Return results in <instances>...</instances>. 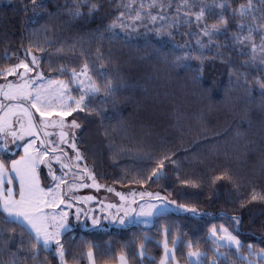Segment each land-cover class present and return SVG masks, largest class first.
Masks as SVG:
<instances>
[{"label": "trees", "instance_id": "obj_1", "mask_svg": "<svg viewBox=\"0 0 264 264\" xmlns=\"http://www.w3.org/2000/svg\"><path fill=\"white\" fill-rule=\"evenodd\" d=\"M98 2L102 7L93 17L87 16V8H83L85 16L73 20L67 15L73 0H47L46 7L53 15L38 18L31 16L30 6L25 13L23 6L30 5V0H0V68L10 67L25 58L21 44L26 49L32 42L25 28L32 31L45 24L52 28L48 35L53 43L49 54L43 57L40 70L44 76L53 79L69 81L68 75L54 71L62 65L79 71L85 59L79 54L82 42L89 62L94 61L95 50L101 47L108 64L107 71L122 77L131 87L117 93L118 103L114 110H111L110 101L106 105L113 118L106 119L103 128L99 118L84 114L67 118H75L82 124L76 133L77 148L84 157L81 162L88 166L100 184L120 190L133 188L159 192L167 200L195 206L211 215L193 217L173 210L159 214L148 225L128 224L121 229H104L99 225L70 228L62 237L67 250V264H88L89 248L94 251V264H116L121 254L126 255L128 264H158L162 254L158 241L164 236L165 228L170 229L167 236L169 245L174 236L181 237L176 249L177 260L187 262L185 245L189 240L198 243L211 258V242L204 239L208 229L213 225H225L233 231L230 221L222 217L221 212L227 217L241 218L238 229L233 232L245 245L251 243L264 247L259 243V237L264 236V203L250 204L245 208L239 206L250 188L259 190L264 187V110L260 107L259 93H254L249 101L241 99L242 90L233 88L229 91L228 66L219 58L212 59L216 51L214 47L211 51H204L207 59L202 80L196 82L191 79L192 72L180 71L177 74L172 71V55L168 56V63L155 55L141 59L152 52V45L162 48L163 52H170L171 45L167 41H159L154 34L129 38L117 30L116 39L99 41L96 36L119 15L116 5L124 4V0ZM246 2L232 0V7ZM120 10L125 11V8ZM30 18L36 19L37 23L25 24ZM214 22L213 18L208 19V23ZM234 30L232 25L230 31ZM191 33L193 30L182 33L183 38L174 37L173 40L192 45L194 36ZM217 39L229 45L223 51L231 53L232 63L240 67L243 57L232 50V41L224 35ZM73 43L77 49L75 55L67 51ZM44 46L48 47L47 44ZM60 47L65 49L63 56L55 54V49ZM6 50L9 57L16 53L18 58L4 59ZM191 64L194 69H199L197 61L193 60ZM96 66L99 67V62ZM249 71L250 76L257 75L255 70ZM92 75L95 78L96 74ZM94 104L103 106L100 100ZM105 129L109 130L107 138L103 134ZM237 131L242 134L240 138L235 135ZM162 147L177 153L175 159L181 164V177L201 182L200 188L182 187L181 181L175 179L177 173L171 165L164 179L147 180L155 165L141 156L143 153L155 156ZM19 152L0 154V159L10 161ZM221 169H230L243 178L244 187L240 194L226 182L210 187V177L219 174ZM39 172L41 184L46 187L43 166ZM138 174L144 177L141 183L133 179ZM145 237L150 238L146 255L153 259L141 262L137 246ZM43 258L42 253L41 261ZM48 259L50 264H58L53 256Z\"/></svg>", "mask_w": 264, "mask_h": 264}, {"label": "snow or ice", "instance_id": "obj_2", "mask_svg": "<svg viewBox=\"0 0 264 264\" xmlns=\"http://www.w3.org/2000/svg\"><path fill=\"white\" fill-rule=\"evenodd\" d=\"M47 0H30L29 4H24L25 13L31 7V16L33 18L49 16L50 13L46 7ZM159 6L161 13L171 9V4L165 6L163 3L157 5L156 0L148 5V8ZM102 4L92 2V0H73L71 8L67 15L73 20L85 16L83 8H87V16L93 17L99 12ZM132 5L119 3L116 5V16L110 24L105 26L103 32H99L96 39L112 41L117 38V30L131 38V33L138 31L134 26L135 22L143 25L144 19L148 18L153 26L161 22L160 27H153L148 31H154L159 41H167L171 45L170 52H163L162 48L152 45V52L141 59H147L148 56L155 55L158 59L168 63V56L172 55V71L177 74L180 71L192 72L193 81H201L203 75V65L205 59L204 51L216 49L212 59L219 58L221 63L228 66L229 91L233 88L242 90L241 99L252 100L253 94L258 92L261 97V109L264 110V0H247L246 3L237 7H232V0H213V3H207V0H183V3L177 7V15L171 17L170 21L165 15L154 16L151 12L136 11V15L129 19L133 21L129 25L125 21V13L121 8L132 9ZM144 5H140L143 9ZM181 8L187 9L183 15L179 14ZM218 10V11H217ZM215 20L214 23H208L209 18ZM193 20L197 31L191 33L196 36V48L192 49L189 43L174 44L172 29H176L181 23L191 25ZM36 19H28L25 24H35ZM234 25L235 30L230 31ZM147 28V25H144ZM28 39L32 42L25 49L23 43L21 50L24 59L10 67L0 68V78L6 81L0 84V97L7 103L0 102V154L10 151L9 137L11 145H16L18 141H23V155L19 159H0V264H50L49 256L58 260V264H67V250L62 239L64 233L70 230L67 223L69 213L61 211L62 206L71 208L72 204H65L66 194L62 191L61 185L67 187L69 192L73 191L74 185L70 186L65 176H57L52 169V160L55 157L56 162H60L61 157L56 153L58 146H53L52 142L46 137L49 135L48 128L59 129L60 144H69L75 152L77 161V171L82 173L81 178L86 177L93 181L92 187L99 188L96 183V176L87 167L79 168V161L84 157L78 150L76 139V130L82 128V124L73 118L71 123H67L68 117L85 116L99 118L100 127H104L106 119H112L109 115L110 109L106 106L111 102L112 109L118 103L117 93L124 90L128 85L122 77L108 72V64L105 63L104 53L101 47L95 50V59L89 62L87 53L83 50V42L79 54L83 56L84 63L79 71L75 68L69 70L65 66L55 69L61 75H68L69 81L65 83L62 80H47L42 73L36 71L39 68L43 57L49 54V48L52 46V38L48 35L52 28L45 24L32 31L24 29ZM147 35V32H145ZM226 36L232 41L231 48L243 59L240 60V67L232 63L231 53L225 54L223 49L228 48L227 43L218 42L219 36ZM256 37H259L260 43H256ZM206 38L207 43L204 42ZM47 44L46 48L44 45ZM68 53L75 55L77 52L76 44L73 43L68 48ZM38 53V54H37ZM55 54L65 55L63 47L55 49ZM18 58L14 53L9 57L7 50L4 59ZM30 58V59H29ZM197 61L199 69L192 67L191 61ZM99 62V67L96 63ZM243 69V70H242ZM249 69L257 72V75L250 76ZM92 73H95V78ZM33 74V75H30ZM9 77H15L17 82L9 81ZM75 85V88L70 87ZM79 91V97H73L70 93ZM100 100L101 105L94 104V101ZM34 110V111H33ZM39 117L37 121L35 117ZM114 130V129H113ZM44 132V138L40 136ZM105 138L109 135V130H104ZM237 138L242 134L237 131ZM71 141V143H69ZM67 157V153H62ZM177 153L167 147H162L159 153L153 156L152 153H143L141 158H148L154 163V167L147 175L148 181H159L165 178V173L169 165L177 173L175 179L181 181L182 187L200 188L201 182L192 179L182 178L180 175L181 164L175 157ZM42 166L48 167V174L52 178L54 187L42 186L38 169ZM70 165L61 164V169ZM219 174H213L210 177V187L215 188L219 183L226 182L233 186V190L238 194L244 187V180L238 174L230 169L218 170ZM7 175V185H4V177ZM137 183L144 179L142 174L133 178ZM19 182V197L16 198L15 183ZM89 186V185H82ZM112 192V188H107ZM122 202L125 196L116 193ZM139 208L140 212L135 213L137 219L147 223L152 218L174 207L177 211L190 214L193 217L210 216L211 213L203 212L195 206L178 204L174 200H167L159 192L153 194L150 192H140ZM147 198V199H145ZM211 198V197H209ZM87 199H92L88 197ZM155 200V203L149 201ZM132 204L137 201L133 199ZM264 203V187L257 190L255 187L249 189L245 199L240 201V208H245L250 204ZM109 208H116L117 213L124 212L127 219H120L121 224L131 222L130 211L134 209L116 205H107ZM53 211H48V210ZM77 209V213H79ZM222 217L228 219L232 225L233 231L238 229L241 218L238 216L227 217L226 213L221 212ZM79 219V216H77ZM95 224L96 221L93 220ZM169 228L164 229L165 239L162 242L164 254L159 264H177L176 249L181 243L180 236L172 238V248L168 247L167 236ZM210 240L214 245L210 249L212 256L208 258V253L202 251L198 243L189 240L185 247L187 248V264H264V247H256L249 243L245 245L237 235H233L224 225L217 228L213 225L208 229V235L204 238ZM150 238L145 237L138 244V255L143 262L145 259L151 261L153 257L146 255V248ZM259 243L264 244V236L259 237ZM95 246H93L94 248ZM44 254L41 261V254ZM87 257L90 264H94V251L89 248ZM120 264H128L126 255L121 254L118 257Z\"/></svg>", "mask_w": 264, "mask_h": 264}, {"label": "rangeland", "instance_id": "obj_3", "mask_svg": "<svg viewBox=\"0 0 264 264\" xmlns=\"http://www.w3.org/2000/svg\"><path fill=\"white\" fill-rule=\"evenodd\" d=\"M156 2H157V5H159L160 3H163L165 6H167L168 4H171V9L168 10L167 12L161 13L159 6H157L155 8H151V9L148 8V5L152 4L153 0H124V4H130L133 6L132 9L125 8V11H124L125 21L129 25H132L133 21H131L129 19V15L134 17L136 15L137 10H140L141 12H145V13L151 12V14L154 16L165 15L166 17H168V20L170 21L171 17L177 15V7L183 3V0H156ZM192 2H193V0H189V3H192ZM196 2L198 3L199 0H196ZM217 2H220V0H217ZM207 3H209V4L213 3V0H207ZM141 4L144 5L143 9H140ZM186 10L187 9L181 8L179 11V14L183 15L184 11H186ZM144 25H147V28H145ZM134 26L138 29V31L132 32L131 36L145 35V32H147V34H154V31H148V29H153V27H160L161 22H157L155 24V26H153L152 23L150 22V20L148 18H145L143 25L140 24L139 22H135ZM180 26H184V28H181ZM192 30H193V33H195L197 31L194 20H193L191 25L181 23L176 29H172L173 35L175 38H183V35H181L182 33L187 34V33L192 32ZM204 42L207 43L206 38L204 39ZM171 43L181 44L180 42H177L174 40L171 41ZM256 43L257 44L260 43L259 37H256ZM191 46H192V49L195 50V48H196V36H194L193 44ZM36 71L41 73L40 66H39V68L36 69ZM30 75H33V74H30ZM44 77H45V82H47V80H62V79H53V78L46 77V76H44ZM8 79H9V81H12L14 83L17 82L15 77H9ZM62 81H64L65 83L68 82L67 80H62ZM5 83H6V81L4 79L0 78V84H5ZM70 87L75 88V85H71ZM70 94L73 97H77V98L80 95L79 91H72ZM0 102L7 103V101H3L2 97H0ZM35 119L38 121L39 117L37 116V117H35ZM67 123H71V119H67ZM44 131H47L49 133V135L46 137V139L48 141L52 142L53 146H58L60 149L56 153L57 156L61 157L60 162H56L55 157H53V160H52L53 172L57 176H65V174L67 173L66 180L68 181V184L70 186H73V185L75 186L73 191L69 192L67 187H64L63 185H61V189L66 194V197H67L65 200V204H68V203L72 204L71 208H67L66 206H62V208H61V211H65V212L69 213L67 223L69 224L70 228L77 227V226L89 227V226H93V225H99L100 227H102L104 229H110V228L121 229L128 224L148 225L151 223L153 218L151 220H149V222L145 223V222H143V220L137 219L135 213L140 212V208L138 206L139 201H140V196H139L140 192H150L153 194H155L157 192L149 191V190H145V189H133V188L120 190V189H117V188H114L111 186L100 184L97 181H96V183L98 185H100V187L99 188L92 187L91 185H92L93 181L88 180L86 177L81 178L83 176V174L79 173L77 171V167H76L77 161L75 160V152L73 151V149L69 146V144H60V139H59V131L60 130L55 129V128H48V129H45ZM78 131L79 130H76V133ZM40 136L42 138H44V132L43 131L40 133ZM21 142L22 141H18L16 143V145L13 146V145H11V138L9 137L10 151L7 153L12 154L16 150H18ZM69 143H71V141H69ZM62 153H67V157L63 156ZM62 163L65 165H70L71 171H69L68 167L63 168V170H62L61 169ZM78 166L80 169H84L85 167L88 168V166H86L81 161H79ZM43 170L45 172L46 181L48 184L46 186V189H47V187H54V184L52 182V178L48 174V167L43 166ZM82 185H89V186L85 187ZM107 188H112L113 191L109 192V191H107ZM116 193H121L122 195H124L126 198L125 201L122 202L120 200V197L117 196ZM88 197H92V199L89 200V199H87ZM133 199H135L137 201L136 204L131 203V201H133ZM145 199H147V198H145ZM155 202H156L155 200L149 201V203H155ZM122 204L124 207H128L130 209L135 210L134 213L131 211L129 213V215L132 217L131 222H129V223H125V224L120 223V219H122V218L127 219L124 215V212L117 213L116 208L107 207V205L121 206ZM77 209L80 210L79 213H77ZM173 210H176V209L174 207H170L167 211H165L163 213L173 211ZM48 211L51 212L53 210L50 209ZM77 216H79V219H77ZM93 220L96 221L95 224L93 223ZM219 226L220 225H217V228H219ZM229 231H231V230L229 229ZM233 235H236V234L233 232ZM164 239H165V235L162 237V239L160 241H158L162 247V254L159 258L158 264L160 262L161 257L164 254V250H163V246H162V242L164 241ZM168 247L172 248L173 245L168 244ZM213 247H214V245L211 243V248H213ZM204 263L207 264L205 261H204ZM177 264H187V262L184 263V262L177 260Z\"/></svg>", "mask_w": 264, "mask_h": 264}, {"label": "crops", "instance_id": "obj_4", "mask_svg": "<svg viewBox=\"0 0 264 264\" xmlns=\"http://www.w3.org/2000/svg\"><path fill=\"white\" fill-rule=\"evenodd\" d=\"M20 152H19V155L17 156V157H15V158H13V159H19L20 158V156L21 155H23V141L20 143V145H19V149H18ZM10 162V161H9ZM40 169H38V174H39V176H40ZM4 185L6 186L7 185V175H5V177H4ZM43 186V185H42ZM45 187V186H44ZM46 188V187H45ZM15 193H16V198H18L19 197V182L18 181H16V183H15ZM118 262H119V259H118ZM117 262V263H118ZM116 263V264H117ZM88 264H90V262H89V260H88ZM118 264H120V262L118 263Z\"/></svg>", "mask_w": 264, "mask_h": 264}]
</instances>
